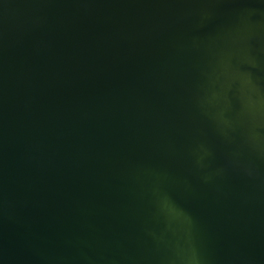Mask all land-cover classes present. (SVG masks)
Masks as SVG:
<instances>
[{
  "label": "water",
  "instance_id": "obj_1",
  "mask_svg": "<svg viewBox=\"0 0 264 264\" xmlns=\"http://www.w3.org/2000/svg\"><path fill=\"white\" fill-rule=\"evenodd\" d=\"M0 264H264V0H0Z\"/></svg>",
  "mask_w": 264,
  "mask_h": 264
}]
</instances>
